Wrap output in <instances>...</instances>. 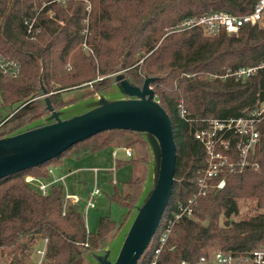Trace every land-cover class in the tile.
<instances>
[{
	"label": "trees",
	"instance_id": "obj_1",
	"mask_svg": "<svg viewBox=\"0 0 264 264\" xmlns=\"http://www.w3.org/2000/svg\"><path fill=\"white\" fill-rule=\"evenodd\" d=\"M89 1L97 8L85 36V0H0V52L21 65L15 76L0 72L2 105L20 102L10 111L11 126H0V137L29 129L43 116L37 98L42 84L59 108L67 103L61 97L63 90L92 83L95 87L88 94L103 91L117 68L134 85L154 77V98L172 119L177 164L161 225L140 258V264H151L166 220L199 189L207 151L196 131L213 118L246 116L264 100V67L246 78L233 74L240 67L264 62V26L248 22L238 32L221 30L213 35L201 25L180 24L218 11L248 14L259 0ZM51 10L53 16L48 14ZM34 18L29 32L26 20ZM85 39L94 49L90 56L82 50ZM258 127L260 138L246 165L224 169L210 181L223 178L225 185L209 187L196 198L193 216L176 222L157 264L195 261L217 249L246 252L264 245V210L232 219L241 212V200L251 199L264 209V120ZM130 132L140 134L126 129L100 131L48 161L0 179V263L29 264L35 260L37 243L48 239L44 264H85V253L104 244L120 225L102 216L97 231L90 232L84 209L66 199L62 183L43 194L26 177L49 180V168L61 166L63 155L100 151ZM231 143L230 150H223L237 161L240 155ZM113 199L128 207L132 203L130 193L117 192Z\"/></svg>",
	"mask_w": 264,
	"mask_h": 264
},
{
	"label": "water",
	"instance_id": "obj_2",
	"mask_svg": "<svg viewBox=\"0 0 264 264\" xmlns=\"http://www.w3.org/2000/svg\"><path fill=\"white\" fill-rule=\"evenodd\" d=\"M153 79L147 77L142 87L122 79L126 97L102 99L96 107L73 117L62 118L47 97L50 115L43 117L47 120L0 137V179L48 161L103 130L148 132L158 141L160 152L157 150L158 174L154 187L138 207L116 259L104 260L107 264H138L159 230L173 194L177 143L169 113L154 98Z\"/></svg>",
	"mask_w": 264,
	"mask_h": 264
},
{
	"label": "rangeland",
	"instance_id": "obj_3",
	"mask_svg": "<svg viewBox=\"0 0 264 264\" xmlns=\"http://www.w3.org/2000/svg\"><path fill=\"white\" fill-rule=\"evenodd\" d=\"M85 3L86 8L83 16L85 28L82 31L85 36H88L90 33V19L97 5L91 3L89 0H85ZM48 14L50 16L54 15L52 10ZM37 39L38 35L35 40ZM86 42L87 40L85 39L81 45L82 50L87 56H90L94 54V49ZM70 68V66H67L68 70ZM124 74L125 71L117 68L116 72L110 74V86L100 92L88 94L89 90L95 87L92 83L84 85L83 87L63 90L61 97L67 103L56 108L57 112L62 118L73 117L96 107L103 101L102 99L113 100L126 97L125 88L120 83L122 79H125ZM143 83L137 85L142 87ZM45 90L46 88L42 84L41 88L39 87V95L37 97L43 116L33 121L32 124L41 123L47 120L45 118L50 115L46 98L51 97V92L47 93ZM2 103L3 98L0 93V121L5 120L3 127L8 129L11 126V123L8 124L9 118L12 115L11 109L20 104V102L10 106L11 108L9 106H3ZM44 116L45 118H43ZM133 134L134 138L139 140L130 145L129 143L133 137L127 133L125 137L117 139L113 144L100 151L82 156L70 153L63 155L61 158L63 171L67 172L70 168L73 171L63 182L65 192L68 191L71 195H77L79 205L82 209H85L87 199L94 189L95 184L102 191L96 197L95 207L86 211L88 230L90 232L97 231L102 216H109L120 225L106 238L104 244L85 253V264H107L104 260L114 261L116 259L138 207L142 205L154 187L158 174L157 150L159 154V143L148 132H140L139 135ZM127 149L131 151V156L126 155ZM114 150L117 151L118 157L124 160L123 162L114 160ZM143 157H146V161L141 160ZM94 168L99 169L97 174H95ZM117 192L124 195L130 193L132 198L130 207L113 199V196ZM240 205V214L232 216V219L237 220L243 215H252L264 210L263 208H258L256 202L251 199L241 200ZM224 221L225 217H221V222L223 223ZM43 242L44 240L39 241L37 247L41 246ZM138 264H140V260Z\"/></svg>",
	"mask_w": 264,
	"mask_h": 264
},
{
	"label": "built area",
	"instance_id": "obj_4",
	"mask_svg": "<svg viewBox=\"0 0 264 264\" xmlns=\"http://www.w3.org/2000/svg\"><path fill=\"white\" fill-rule=\"evenodd\" d=\"M34 19H27L29 32L34 29ZM259 24L264 26V0H259L252 12L248 14H235L227 11H218L211 14H203L185 19L180 26H203L209 34H217L221 30L228 32H238L239 29L246 23ZM39 31V29H37ZM261 67H264V62L256 66H243L233 72L238 78H246L253 75ZM20 62L16 59L9 58L0 52V72L8 76H15L20 72ZM184 117L188 116L185 109L182 112ZM264 120V100L259 107L251 110L246 116L230 117L227 119L213 118L209 120L206 128L198 129L196 137L199 138L206 147L207 165L199 177V189L197 193L188 200L186 204L180 203L177 210L173 212L165 224L163 225L156 241L158 246L155 249V254L151 264H157L158 255L161 252L164 244L170 236V233L176 222L183 217L193 216V206L196 203V198L200 195H205L208 188H222L225 185V179H221L218 183L210 181L219 176L224 169L233 170L236 166L243 167L247 163L249 153L254 150L260 138L258 123ZM5 123V120L0 121V126ZM234 148L239 152V160L234 161L231 155L225 150H230L232 143ZM128 155H131L129 149L126 150ZM58 166L52 165L49 168L51 178L43 180L33 176H27L26 181L36 183L39 191L43 194H48L50 187L57 183L65 181V176H54ZM99 186L95 184L87 199L84 213L90 208L95 207L96 197L101 194ZM67 200L74 203H79L77 195H71L65 192ZM48 239H45L43 244L36 248L35 260L29 264H44L46 256V246ZM0 264H6L4 262ZM179 264H264V245H260L246 252L228 251L217 249L209 254L200 256L195 261L182 260Z\"/></svg>",
	"mask_w": 264,
	"mask_h": 264
},
{
	"label": "crops",
	"instance_id": "obj_5",
	"mask_svg": "<svg viewBox=\"0 0 264 264\" xmlns=\"http://www.w3.org/2000/svg\"><path fill=\"white\" fill-rule=\"evenodd\" d=\"M130 135H132V137H133V139H134V134L133 133H129ZM127 135V134H126ZM126 135H124V136H122V137H125ZM122 137H120V138H122ZM119 139V138H118ZM132 139V140H133ZM131 140V141H132ZM126 155L127 156H131L132 155V153H131V155H128L127 153H126ZM113 157H114V160H116V161H118V162H123L124 160H122V159H120L119 157H118V153H117V151H113ZM141 160H144V161H146V157H143ZM140 161V160H139ZM94 171H95V174H97V172L99 171V169H97V168H94ZM73 173V171H72V169L70 168L69 169V171H67V172H64L63 171V167H62V165L61 166H58V168L56 169V171H55V173H54V176H59V175H62V176H65V180L71 175ZM135 181V180H134Z\"/></svg>",
	"mask_w": 264,
	"mask_h": 264
}]
</instances>
